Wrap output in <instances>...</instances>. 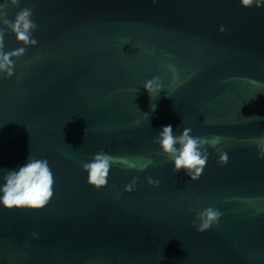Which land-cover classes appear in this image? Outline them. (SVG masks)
I'll use <instances>...</instances> for the list:
<instances>
[{
	"label": "water",
	"instance_id": "water-1",
	"mask_svg": "<svg viewBox=\"0 0 264 264\" xmlns=\"http://www.w3.org/2000/svg\"><path fill=\"white\" fill-rule=\"evenodd\" d=\"M6 2L0 13L10 20L32 9L38 43L15 60L13 77L0 78V170L31 153L47 158L54 195L39 210L0 207V264H264V159L255 144L264 134V7ZM4 39L5 50L21 46L6 28ZM153 77L162 84L154 98L143 87ZM168 124L221 137L227 164L208 148L198 180L173 172L154 143ZM101 149L116 159L97 190L82 164ZM133 177L135 190L123 191ZM209 206L222 216L198 232L196 213Z\"/></svg>",
	"mask_w": 264,
	"mask_h": 264
},
{
	"label": "clouds",
	"instance_id": "clouds-1",
	"mask_svg": "<svg viewBox=\"0 0 264 264\" xmlns=\"http://www.w3.org/2000/svg\"><path fill=\"white\" fill-rule=\"evenodd\" d=\"M21 0H7L2 6L8 8L18 6ZM155 3L156 0H153ZM244 8L264 7V0H239ZM0 78L9 79L15 72V60L24 56L28 47H35L38 43L32 33L38 25L32 19V9L21 8L15 14L14 19L8 18L7 12L0 13ZM5 28L14 34L16 41L20 44L12 50H5ZM226 31L224 26L219 29ZM144 89L151 97H157L162 89L159 77L148 79L143 84ZM155 110L156 105H152ZM221 137L194 136L192 128L184 127L178 133L174 132L171 124L164 125L159 130L154 139V143L159 145L160 152L166 155L172 163V171L181 170L190 177L191 180H198L207 165L209 159L208 148L214 149L218 153L217 162L223 166L228 162V153L218 147ZM258 149V157L264 159V134L255 139ZM116 158L106 153L103 149L96 152L92 159L83 163L82 168L87 173V183L99 190L108 185V177L112 163ZM138 177H133L131 181L124 185L123 191L132 192L135 190ZM148 185L159 187L160 181L152 177H147ZM122 193L117 192V198ZM54 195V174L51 170L47 158H37L32 153L27 160L17 168L0 170V207L8 210L28 209L39 210L44 208ZM222 216L218 208L207 207L196 213L193 227L198 232L208 230L212 225L217 224ZM33 238L38 239L39 234L35 231L31 233Z\"/></svg>",
	"mask_w": 264,
	"mask_h": 264
}]
</instances>
